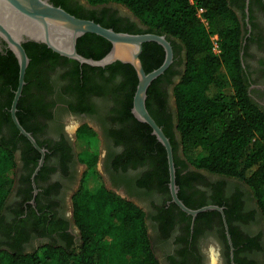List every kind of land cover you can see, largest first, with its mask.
<instances>
[{
  "label": "flooded vegetation",
  "instance_id": "obj_1",
  "mask_svg": "<svg viewBox=\"0 0 264 264\" xmlns=\"http://www.w3.org/2000/svg\"><path fill=\"white\" fill-rule=\"evenodd\" d=\"M63 1L78 16L84 17L87 10H96L101 13L102 22H112L122 30L131 24H135V29L142 27L130 11L123 10L125 6L116 2L90 6L85 0ZM230 5L240 22L247 90L264 109V0H230ZM30 42L37 44L31 48L38 57L29 61L31 74L19 97L23 106L20 117L27 130L23 128L44 149V160L32 177L41 153L15 126L10 111L14 94L11 85L0 80V141H11L16 159L15 180L0 220L2 229L6 230L0 231V242L17 243V248L28 252L46 244L74 247L79 243L72 200L88 167L80 157L83 143L85 149L96 155L93 167L104 185L144 210L151 246L161 264H207L200 249L210 234L223 246L224 264H262L264 218L245 183L189 165L180 167L181 178L188 183L183 199L192 209L203 204H221L223 208L224 215L217 210H206L192 218L172 201L169 180L157 185L146 179L153 167L152 150L148 148L149 158L144 161L136 159L140 150L148 147L147 139L131 129L140 126L129 116L127 105L109 94L92 91L91 83H100L98 76H93L94 70L83 76L84 70H76L69 58L46 50L43 43H24ZM6 50L10 49L0 38V54L4 55ZM182 57L181 50L173 58L167 75L155 84L160 112L171 125L175 139L178 134L173 123L172 87L183 68ZM113 81L117 82L118 77ZM21 106L17 103L16 116ZM13 125L16 130L11 129ZM84 125L93 135L81 142L78 130ZM178 155L183 159L180 152ZM177 188L178 195V185ZM223 216L233 247L232 257Z\"/></svg>",
  "mask_w": 264,
  "mask_h": 264
},
{
  "label": "trees",
  "instance_id": "obj_2",
  "mask_svg": "<svg viewBox=\"0 0 264 264\" xmlns=\"http://www.w3.org/2000/svg\"><path fill=\"white\" fill-rule=\"evenodd\" d=\"M50 1L76 17L93 20L115 31L165 35L172 46L174 58L183 51V68L172 87L173 123L177 139L167 118L160 112L159 94L155 91L156 82L167 75L172 65L151 82L146 97L149 113L171 143L178 197L192 208L183 199L188 183L180 175V167L189 165L245 183L252 190L264 218V109L247 90L241 59V27L230 0H111L125 6L142 25L135 29V24H131L123 30L112 22H102L101 13L96 10H87L86 16L82 17L67 9L63 0ZM85 1L90 6H99L109 0ZM198 8L203 9L202 16L206 22L197 16ZM214 34L218 36L219 54H214L212 50L211 35ZM33 45L37 44H23L31 62L38 57V53L31 48ZM42 46L53 52L45 44ZM76 48L85 57L100 59L110 50L111 43L99 35L85 33L77 39ZM164 55L165 51L158 43H143L140 59L145 72L157 68L163 62ZM68 60L73 61L76 70H84L83 76L87 71L96 72L93 76H98L100 83H91L93 92L109 94L114 100L127 105L129 116L140 126L131 129L147 139L148 147L140 150L136 159L144 161L149 158L148 148L152 150L150 162L153 167L146 179L157 185L168 182L164 146L151 134L150 126L138 122L130 111L138 82L133 66L115 61L105 67H93ZM31 62L26 68L25 82L31 74ZM18 72L19 65L14 53L6 50L4 55L0 54V80L11 85L13 94L18 84ZM116 77L118 81L114 82ZM227 83L232 89L228 94L223 91ZM122 95L123 98H120ZM21 104L20 98L18 106ZM20 108L22 112L23 106L19 107L17 116L27 130L20 117ZM11 129L16 130L14 125ZM92 135L93 131L86 125L78 130L81 142ZM80 152L82 161L88 167L72 200L73 218L80 234L79 243L74 247L46 244L28 252L17 248V243L0 242V264H161L151 246L144 210L104 185L101 175L93 167L96 155L94 152L88 155L90 151L85 149L83 143ZM15 171L16 159L11 141L1 140L0 220L12 191ZM0 231L6 230L0 225Z\"/></svg>",
  "mask_w": 264,
  "mask_h": 264
},
{
  "label": "water",
  "instance_id": "obj_3",
  "mask_svg": "<svg viewBox=\"0 0 264 264\" xmlns=\"http://www.w3.org/2000/svg\"><path fill=\"white\" fill-rule=\"evenodd\" d=\"M85 33H93L108 40L111 43L110 50L100 59L88 58L79 54L76 48L77 39ZM0 38L14 53L19 65L18 84L10 108L12 120L19 132L41 153L32 177L43 164L44 149L38 146L34 137L23 128L16 116L17 103L25 84L26 68L30 61L23 47L26 41L43 43L61 56L93 67H105L115 61L131 64L138 78L131 112L137 120L150 126L151 133L166 150L172 201L192 218L206 210H217L224 215L223 208L218 205L209 204L192 209L179 199L170 140L146 107L149 85L165 72L174 58L172 46L165 35L115 31L93 20L76 17L61 6L54 5L50 0H0ZM152 41L163 47L165 55L163 62L157 68L145 72L140 59L142 45ZM223 220L228 242L231 245L232 257L233 247L224 216Z\"/></svg>",
  "mask_w": 264,
  "mask_h": 264
},
{
  "label": "clouds",
  "instance_id": "obj_4",
  "mask_svg": "<svg viewBox=\"0 0 264 264\" xmlns=\"http://www.w3.org/2000/svg\"><path fill=\"white\" fill-rule=\"evenodd\" d=\"M200 251L207 264H224L223 246L215 235L210 234L207 237V242Z\"/></svg>",
  "mask_w": 264,
  "mask_h": 264
},
{
  "label": "built area",
  "instance_id": "obj_5",
  "mask_svg": "<svg viewBox=\"0 0 264 264\" xmlns=\"http://www.w3.org/2000/svg\"><path fill=\"white\" fill-rule=\"evenodd\" d=\"M191 2H193V0H190ZM203 13V9L202 8H198L197 9V16L202 18V20L204 22H206L205 18H203L202 16ZM211 42H212V50L214 54H219L220 53V48H219V43H218V36L216 34L211 35Z\"/></svg>",
  "mask_w": 264,
  "mask_h": 264
},
{
  "label": "rangeland",
  "instance_id": "obj_6",
  "mask_svg": "<svg viewBox=\"0 0 264 264\" xmlns=\"http://www.w3.org/2000/svg\"><path fill=\"white\" fill-rule=\"evenodd\" d=\"M114 3H115V2H114ZM114 3H113V1H111V0H109V1L107 2V4H110V5H113ZM123 10H124V11H128V13H129V10H127L126 8H123ZM223 91H224L225 93H227V94H228V93H231L232 89H231L229 83H227V84L225 85ZM172 99H173V97H172ZM172 102H173V104H174V101H172ZM88 151H90V152H87L88 155H90L92 151H91V150H88ZM80 155H82L81 152H80ZM88 155L85 154L84 157L87 158ZM80 157H81V159H82V156H80ZM83 162H84V161H83ZM84 163L86 164V162H84ZM99 168L101 169V167H99ZM137 203H138V201H137ZM139 203H140L141 205L143 204V203H141V202H139ZM109 239H111V240H113V241L115 240L113 237H110ZM156 253H157V256H158V257H161V256H162V254H161L159 251H157V250H156Z\"/></svg>",
  "mask_w": 264,
  "mask_h": 264
}]
</instances>
